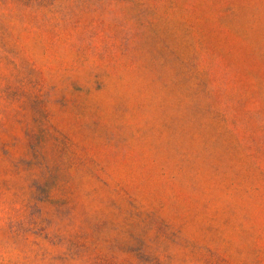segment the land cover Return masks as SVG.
Wrapping results in <instances>:
<instances>
[{
	"label": "rangeland",
	"instance_id": "1",
	"mask_svg": "<svg viewBox=\"0 0 264 264\" xmlns=\"http://www.w3.org/2000/svg\"><path fill=\"white\" fill-rule=\"evenodd\" d=\"M0 264H264V0H0Z\"/></svg>",
	"mask_w": 264,
	"mask_h": 264
}]
</instances>
